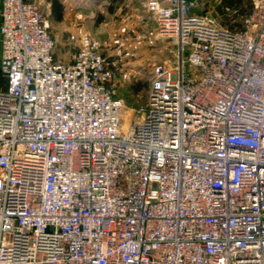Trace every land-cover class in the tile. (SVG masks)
<instances>
[{
  "label": "built area",
  "instance_id": "obj_1",
  "mask_svg": "<svg viewBox=\"0 0 264 264\" xmlns=\"http://www.w3.org/2000/svg\"><path fill=\"white\" fill-rule=\"evenodd\" d=\"M206 2L145 0L177 55L130 108L108 42L61 61L37 3L2 0L0 264H264V0L239 29Z\"/></svg>",
  "mask_w": 264,
  "mask_h": 264
},
{
  "label": "rangeland",
  "instance_id": "obj_2",
  "mask_svg": "<svg viewBox=\"0 0 264 264\" xmlns=\"http://www.w3.org/2000/svg\"><path fill=\"white\" fill-rule=\"evenodd\" d=\"M32 1L48 18L52 36L60 35L56 48L59 60L70 61L85 34L108 42L104 52L108 58V68L116 73V96L130 108L146 104L154 64L164 60L176 62V48L157 37L153 23L140 21L145 0H66L65 5L70 9V23L73 24L69 26L75 29L72 34L66 28L65 21L58 24L50 18L52 0ZM59 1L64 5L65 0ZM221 2L207 0L198 11L210 14L224 26L235 25L234 13L223 16L218 12ZM158 50L163 54H159ZM185 70L193 74L188 66Z\"/></svg>",
  "mask_w": 264,
  "mask_h": 264
},
{
  "label": "trees",
  "instance_id": "obj_3",
  "mask_svg": "<svg viewBox=\"0 0 264 264\" xmlns=\"http://www.w3.org/2000/svg\"><path fill=\"white\" fill-rule=\"evenodd\" d=\"M253 9L252 0H222L218 6V12L223 16H228L234 13L237 23L230 25V28L239 29L243 26L244 20ZM64 7L59 0L51 1L50 18L53 21L59 22L63 19Z\"/></svg>",
  "mask_w": 264,
  "mask_h": 264
},
{
  "label": "crops",
  "instance_id": "obj_4",
  "mask_svg": "<svg viewBox=\"0 0 264 264\" xmlns=\"http://www.w3.org/2000/svg\"><path fill=\"white\" fill-rule=\"evenodd\" d=\"M66 3H67V1L65 0L63 2V4H64L63 7L65 6L64 7L65 14L63 15V19L61 21H59V22H56V21H53V22L54 23H58V24L60 23L61 24V23H64V21H65L66 28H68L69 32H71V34H72L75 29L73 28V26L72 27L69 26V25H73V24L70 23V9H69L68 6L65 5ZM1 10H2V0H0V24H1ZM55 39L56 40L57 39H60V35L57 34L55 36ZM2 64H3L2 63V45H1V35H0V90H6L7 89V82H6V79H5L4 74H3V71H2Z\"/></svg>",
  "mask_w": 264,
  "mask_h": 264
}]
</instances>
